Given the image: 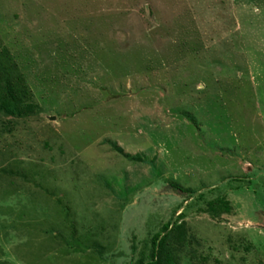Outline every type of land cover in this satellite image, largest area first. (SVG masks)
Returning <instances> with one entry per match:
<instances>
[{"label": "rangeland", "instance_id": "1", "mask_svg": "<svg viewBox=\"0 0 264 264\" xmlns=\"http://www.w3.org/2000/svg\"><path fill=\"white\" fill-rule=\"evenodd\" d=\"M6 54L37 106L0 113V264H138L167 224L170 264H264V0H0Z\"/></svg>", "mask_w": 264, "mask_h": 264}, {"label": "trees", "instance_id": "2", "mask_svg": "<svg viewBox=\"0 0 264 264\" xmlns=\"http://www.w3.org/2000/svg\"><path fill=\"white\" fill-rule=\"evenodd\" d=\"M8 53V52H7ZM4 59V55H3ZM7 60L6 63L4 61ZM5 60L0 59V113H4L13 117H21L25 114L33 112L37 106L36 103L29 102L30 90L24 81V77L16 70L14 60L10 55H5ZM211 209L230 210L229 202L224 197L209 202ZM170 225L164 226V235L157 234L152 241L151 260L140 258L138 264H170L172 257L164 254Z\"/></svg>", "mask_w": 264, "mask_h": 264}]
</instances>
